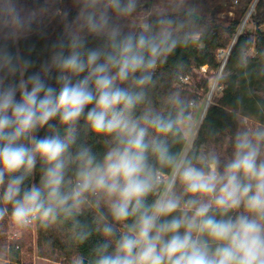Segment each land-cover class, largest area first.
I'll return each mask as SVG.
<instances>
[{
  "label": "clouds",
  "instance_id": "9594fccd",
  "mask_svg": "<svg viewBox=\"0 0 264 264\" xmlns=\"http://www.w3.org/2000/svg\"><path fill=\"white\" fill-rule=\"evenodd\" d=\"M70 4L0 0V228L63 227L89 246L69 264H264V122L234 113L224 153L197 143L194 101L153 97L199 43L197 0ZM45 17L60 31L37 62L18 45Z\"/></svg>",
  "mask_w": 264,
  "mask_h": 264
},
{
  "label": "trees",
  "instance_id": "16d2710c",
  "mask_svg": "<svg viewBox=\"0 0 264 264\" xmlns=\"http://www.w3.org/2000/svg\"><path fill=\"white\" fill-rule=\"evenodd\" d=\"M24 9H33L43 6L44 0H19ZM63 6L71 8L70 0H63ZM75 15V11H72ZM255 32L238 34L242 17L236 16L232 20L200 17L201 36L199 43L179 50L166 66L158 72V83L153 90V97L157 101L169 90H178L190 101H198L200 95L197 90H187L188 85L182 80L194 75L196 69L203 64L208 65L209 77H214L222 71L220 87L222 96L214 98L205 112L199 128V145H214L219 151L230 152V130L235 127L233 114L240 113L246 117L253 116L264 122V0H258L255 13L251 17ZM47 33V38H41L39 30ZM60 26L49 17L43 18L37 30L26 40L19 43L22 54L28 55L32 48L31 58L39 62L46 56V46L59 33ZM232 47L225 65L220 58V51ZM254 49V53L250 51ZM187 54V55H186ZM192 54L196 61L187 57ZM248 58L242 64L241 56ZM54 85V80L49 81ZM199 88L208 90L209 79H203ZM216 133L210 136L209 131ZM44 133L42 132L41 135ZM38 178V177H37ZM38 236L37 254L42 259L69 264L71 257L77 252H87L89 246L77 249L68 243V233L63 227H56L47 232L36 229ZM22 243L16 242L13 248L11 264H20V248ZM19 247V249H17Z\"/></svg>",
  "mask_w": 264,
  "mask_h": 264
},
{
  "label": "rangeland",
  "instance_id": "374dc122",
  "mask_svg": "<svg viewBox=\"0 0 264 264\" xmlns=\"http://www.w3.org/2000/svg\"><path fill=\"white\" fill-rule=\"evenodd\" d=\"M147 3L149 6H153V7L162 6V0H147ZM255 3L257 5V0H197V8L200 17H205V18L214 17L222 20H232L236 16L242 17V22L237 34L239 35L243 31L245 32L256 31V28L251 21V17L255 13L256 5L252 14L250 12ZM247 18L248 20L246 22ZM260 30L264 32V27H261ZM253 53L254 52H252V54ZM187 58L190 61H196L195 57H193L192 54L188 55ZM220 58L222 62H225L226 54H224L223 57ZM202 68H206L208 70V65L203 64L202 67L200 69H196L194 75H192L187 80V82L190 83V85H188L187 87V90L189 91L197 90L200 95V99L197 102H195V107H194V114L198 120L197 123L198 129L200 128L202 121L204 119L205 114L203 115V113H205L204 112L205 105L210 94L212 93L210 105L212 104L214 98H219L223 94L222 88L219 86L220 79L222 77V71L217 73L214 77H209V74L204 73ZM203 79H207V80L209 79L208 90H203L199 88V84ZM260 98L264 99V97L262 96ZM248 118L257 120L253 116L252 117L249 116ZM16 242L22 243L20 248V256H21L20 264H65V263H58L38 257L37 254L38 236H37L36 228H33L31 231L25 232L20 237H16L13 229L8 225H5L4 227L0 228V256L4 255L3 246L6 243L12 245L13 243Z\"/></svg>",
  "mask_w": 264,
  "mask_h": 264
},
{
  "label": "built area",
  "instance_id": "2783aa9c",
  "mask_svg": "<svg viewBox=\"0 0 264 264\" xmlns=\"http://www.w3.org/2000/svg\"><path fill=\"white\" fill-rule=\"evenodd\" d=\"M231 50H232V47H230L228 50H222V51H220V57H223V55L224 54H226V60H225V62H223V65H225L226 64V62H227V59L229 58V55H230V53H231ZM252 52H254V49H252L251 51H250V53H252ZM202 70L204 71V73H207V69L206 68H202ZM190 77H186L185 79H183L182 81L185 83V84H187V85H190V83L189 82H187V80L189 79ZM195 102H197V101H195ZM195 102H194V104H195ZM205 113H203V115H204ZM203 117V116H202ZM17 249H19V247H17Z\"/></svg>",
  "mask_w": 264,
  "mask_h": 264
},
{
  "label": "bare ground",
  "instance_id": "6f19581e",
  "mask_svg": "<svg viewBox=\"0 0 264 264\" xmlns=\"http://www.w3.org/2000/svg\"><path fill=\"white\" fill-rule=\"evenodd\" d=\"M257 2H258V0H257ZM255 5H256V3L254 4V6L252 7V10L250 11L251 14H252V12L254 11ZM251 14H250V15H251ZM250 15H249V16H250ZM249 16H248V17H249ZM247 20H248V18L246 19V22H247ZM211 98H212V93L210 94V96H209V98H208V100H207V102H206L204 112H206V110H207L208 107L210 106Z\"/></svg>",
  "mask_w": 264,
  "mask_h": 264
}]
</instances>
